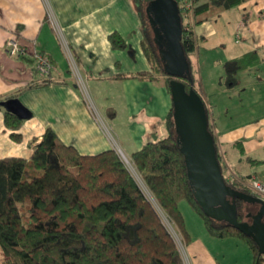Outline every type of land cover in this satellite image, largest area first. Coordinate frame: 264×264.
Wrapping results in <instances>:
<instances>
[{
    "label": "crops",
    "instance_id": "obj_1",
    "mask_svg": "<svg viewBox=\"0 0 264 264\" xmlns=\"http://www.w3.org/2000/svg\"><path fill=\"white\" fill-rule=\"evenodd\" d=\"M195 1L200 5L211 0ZM227 27L235 30L234 44L231 36L225 38ZM113 32L125 40V49L113 48L109 39ZM194 32L197 49L191 58L204 88L224 175L264 181V0H247L221 11L195 25ZM10 37H17L29 51L36 48L47 54L53 71L40 78L29 55L7 54L5 43ZM142 42V23L132 0H0V97L20 100L31 113L13 131L0 105V159H29L47 127L85 155L120 148L131 158L155 140L151 138L165 137L164 121L173 101L164 79L117 77L151 70ZM252 53L251 65L239 71L233 85H226L224 62ZM201 58L210 72L218 70L219 79L212 86L196 64ZM41 80L50 82L41 84ZM14 132L19 140L12 136ZM197 225L194 229L185 219L182 254L189 264H237L223 263L220 257L225 253L218 241L229 238L245 249L243 264L254 263L243 241L212 236L203 220Z\"/></svg>",
    "mask_w": 264,
    "mask_h": 264
},
{
    "label": "trees",
    "instance_id": "obj_2",
    "mask_svg": "<svg viewBox=\"0 0 264 264\" xmlns=\"http://www.w3.org/2000/svg\"><path fill=\"white\" fill-rule=\"evenodd\" d=\"M149 1L132 0L141 19L142 46L151 70L117 77L163 78L170 92L169 82L174 78L163 69L146 13ZM177 1L183 23L182 44L193 84L187 79L179 80L185 83L186 90L192 86L203 98L204 88L196 77L191 58L197 49L194 26L247 0H211L200 5L195 0ZM189 1L194 6H188ZM109 39L115 49L127 47L116 32ZM253 56L255 53L225 61L224 83L233 85L239 71L251 65ZM47 82L50 81L41 80V84ZM4 99L0 97V103ZM207 111L209 130L224 174L208 106ZM5 122L8 128L17 131L24 119L5 110ZM164 124L168 131L165 137L148 141L131 155L162 210L185 237L187 231L180 203L186 200L212 236L243 241L253 253V264H263L264 254H260L248 235L208 217L197 204L189 186L183 154L176 143L173 108ZM12 136L20 139L15 132ZM225 180L235 189L245 191L236 179L228 180L225 176ZM236 203L241 221L244 210L240 200ZM0 249L5 256L3 264H185L160 212L118 151L111 148L95 155L81 154L74 146L65 144L51 127L46 128L29 159H0Z\"/></svg>",
    "mask_w": 264,
    "mask_h": 264
},
{
    "label": "water",
    "instance_id": "obj_3",
    "mask_svg": "<svg viewBox=\"0 0 264 264\" xmlns=\"http://www.w3.org/2000/svg\"><path fill=\"white\" fill-rule=\"evenodd\" d=\"M160 59L170 80L176 143L183 154L191 192L202 211L210 218L232 225L248 235L264 254V200L229 185L219 163L215 140L209 130L207 105L191 86V69L183 44V23L177 0H150L146 6ZM6 111L21 119L31 113L18 99L0 103ZM237 200L258 206L252 222L239 221Z\"/></svg>",
    "mask_w": 264,
    "mask_h": 264
},
{
    "label": "rangeland",
    "instance_id": "obj_4",
    "mask_svg": "<svg viewBox=\"0 0 264 264\" xmlns=\"http://www.w3.org/2000/svg\"><path fill=\"white\" fill-rule=\"evenodd\" d=\"M224 30L226 32L225 33V35H226L225 38H228V36H231L232 39H229V41L231 40V43L234 44L235 30H233L231 28H228V27L225 28ZM237 30L240 31L239 29H236V31ZM226 44L227 45H231L230 43H226ZM51 61H52V59H51ZM196 64L199 65V66L201 65L200 70L205 72V78H206L207 83H209V85L212 86V83H214V81L216 79H219V75H218V78H217L218 70L215 71V69H213V72H210V66L207 65V62H206V60H204V58H201L200 61H197ZM195 71H197V69H195ZM206 73H207V76H206ZM77 77H78V75H77ZM79 78H78V80H81ZM80 84L82 86V89H83V87L85 89V86H83L82 81L80 82ZM159 138L153 137L151 139H155L156 140V139H159ZM121 150L124 153V156L121 157L122 160L127 165V167L130 169V171L132 172L133 176L136 178V180L138 181L140 187L145 192L147 197L152 201V203L155 205L156 209L160 212L165 224L167 225L168 229L170 230V232L172 233L173 237L177 241L178 246L180 245L181 247H183L184 238H183V235L180 233L177 225L175 223H173L169 219V217L165 214V212L162 210V208L158 204L157 200L153 196L152 192L149 190L148 186L144 182L141 174L139 173V171L134 166V163H133L132 159L130 158V155H128L127 152L124 149H121ZM180 209H181L185 219L187 220V223L189 224V226H191V227L194 226L193 228L197 229V227L195 225H197V222H199V221L201 222L202 220H201L200 216L192 209V207L189 205V203L186 200H184V201H182L180 203ZM235 242H239V241H236V240L230 239V238L218 241L219 250L220 251L223 250L224 253H225L224 256L223 255L220 256L221 260L223 261V263H229V261H234L236 263V261H237L238 262L237 264H243L244 259H245V257H244V250L245 249L237 248L235 246L236 245ZM241 246H244L243 248L247 249V247H245L246 245L242 244ZM4 258H5V256H4L3 252H2V250L0 249V264H3Z\"/></svg>",
    "mask_w": 264,
    "mask_h": 264
},
{
    "label": "built area",
    "instance_id": "obj_5",
    "mask_svg": "<svg viewBox=\"0 0 264 264\" xmlns=\"http://www.w3.org/2000/svg\"><path fill=\"white\" fill-rule=\"evenodd\" d=\"M188 6H194V3L192 1H189L187 3ZM49 18L53 19L52 14H49ZM5 51L7 54L10 56H16V57H22V56H27L29 55L30 58L34 62V72L37 74L40 78H45L48 76L54 69V65L49 58V56L38 49L34 48L33 50L29 51L27 46L22 44L17 37H10L6 43H5ZM87 99V103L89 105V108L93 112V114L96 115V110L95 106L91 102L89 98ZM116 149V148H115ZM118 153L120 154L121 157L124 156L123 151L120 148L116 149ZM231 180V179H228ZM241 187L244 188L245 192H248L252 194L253 196H256L258 198H261L264 200V181L259 180L256 178V176H250L249 178H242V179H236ZM170 219V218H169ZM171 220V219H170ZM172 221V220H171ZM173 222V221H172ZM174 223V222H173ZM183 247L179 245L180 251L182 250ZM183 253V250L181 251ZM183 256V254H182ZM184 259V256H183ZM185 264H189V262L184 259ZM264 264V263H263Z\"/></svg>",
    "mask_w": 264,
    "mask_h": 264
},
{
    "label": "flooded vegetation",
    "instance_id": "obj_6",
    "mask_svg": "<svg viewBox=\"0 0 264 264\" xmlns=\"http://www.w3.org/2000/svg\"><path fill=\"white\" fill-rule=\"evenodd\" d=\"M242 208L244 210L243 217L241 218V221H247L249 223L252 222V216L257 212L258 206L250 203H246L241 201ZM243 202V203H242Z\"/></svg>",
    "mask_w": 264,
    "mask_h": 264
}]
</instances>
